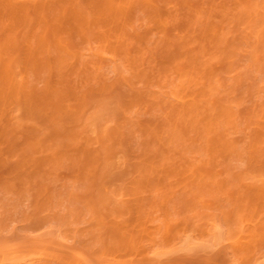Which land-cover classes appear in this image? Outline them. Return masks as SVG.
<instances>
[{
    "label": "rangeland",
    "instance_id": "1",
    "mask_svg": "<svg viewBox=\"0 0 264 264\" xmlns=\"http://www.w3.org/2000/svg\"><path fill=\"white\" fill-rule=\"evenodd\" d=\"M0 264H264V0H0Z\"/></svg>",
    "mask_w": 264,
    "mask_h": 264
}]
</instances>
